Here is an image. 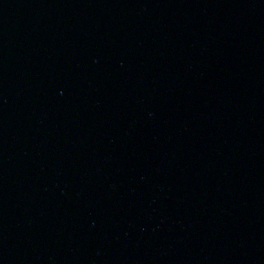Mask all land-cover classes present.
<instances>
[{
  "label": "water",
  "instance_id": "water-1",
  "mask_svg": "<svg viewBox=\"0 0 264 264\" xmlns=\"http://www.w3.org/2000/svg\"><path fill=\"white\" fill-rule=\"evenodd\" d=\"M0 264H264V0H0Z\"/></svg>",
  "mask_w": 264,
  "mask_h": 264
}]
</instances>
